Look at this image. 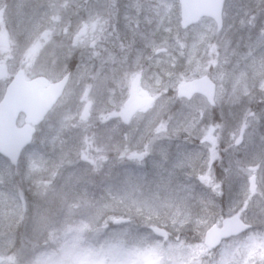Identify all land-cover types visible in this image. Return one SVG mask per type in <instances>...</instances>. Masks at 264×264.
<instances>
[{
	"label": "snow or ice",
	"instance_id": "obj_1",
	"mask_svg": "<svg viewBox=\"0 0 264 264\" xmlns=\"http://www.w3.org/2000/svg\"><path fill=\"white\" fill-rule=\"evenodd\" d=\"M0 264H264V0H0Z\"/></svg>",
	"mask_w": 264,
	"mask_h": 264
},
{
	"label": "rangeland",
	"instance_id": "obj_2",
	"mask_svg": "<svg viewBox=\"0 0 264 264\" xmlns=\"http://www.w3.org/2000/svg\"><path fill=\"white\" fill-rule=\"evenodd\" d=\"M149 170H150V165H149Z\"/></svg>",
	"mask_w": 264,
	"mask_h": 264
}]
</instances>
